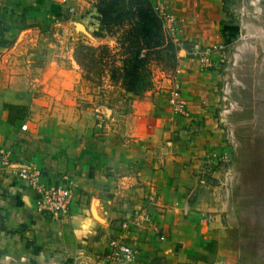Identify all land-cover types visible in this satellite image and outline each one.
I'll return each mask as SVG.
<instances>
[{"label": "crops", "instance_id": "0c3cea01", "mask_svg": "<svg viewBox=\"0 0 264 264\" xmlns=\"http://www.w3.org/2000/svg\"><path fill=\"white\" fill-rule=\"evenodd\" d=\"M78 1L0 0V148L13 154L11 166L0 168V264H105L100 256L112 240L138 247L134 264H240L234 209L212 206L197 182L208 138L184 132L173 139L196 124L218 136L217 98L203 82L209 75L201 60L180 65L188 117L147 107L133 115L132 135L119 149L109 135H92L91 120L75 130L55 117L31 123L13 116L34 110L35 96L67 101L73 93L79 74L72 45L101 23L97 8ZM73 5L71 14L66 7ZM164 7L183 39L221 45V0H167ZM24 163L47 181L69 179L74 194L66 218L36 212L34 191L18 176Z\"/></svg>", "mask_w": 264, "mask_h": 264}, {"label": "rangeland", "instance_id": "374dc122", "mask_svg": "<svg viewBox=\"0 0 264 264\" xmlns=\"http://www.w3.org/2000/svg\"><path fill=\"white\" fill-rule=\"evenodd\" d=\"M221 1L225 21L218 31L223 40L220 46L204 47L177 34L175 19L164 7L167 0H79L81 7L92 5L104 16L98 28L72 45L79 74L73 93L67 101L58 95L35 96L34 110L12 114L31 123L59 118L75 130L77 123L91 120L97 124L92 135H109L119 149L132 135L133 115L147 107L159 105L188 117L179 80L186 70L180 65L201 60V70L209 75L203 82L217 98L213 130L218 136L213 139L211 129L193 120L195 129L184 128L173 139L184 132L208 138L197 182L212 206L234 209L239 263L264 264V0ZM58 103L64 107L44 108ZM54 182L72 185L66 178Z\"/></svg>", "mask_w": 264, "mask_h": 264}, {"label": "built area", "instance_id": "2783aa9c", "mask_svg": "<svg viewBox=\"0 0 264 264\" xmlns=\"http://www.w3.org/2000/svg\"><path fill=\"white\" fill-rule=\"evenodd\" d=\"M68 12L73 14L74 7H69ZM160 12L162 13V9ZM176 106L180 107L178 104ZM11 164V151L0 149V168L9 167ZM18 176L33 189L37 213L52 221H61L66 218L73 201L74 187L72 185L49 182L39 171L26 163L21 165ZM123 228H127V225L123 224ZM138 255L139 249L135 245L112 240L100 256V260L105 264H133Z\"/></svg>", "mask_w": 264, "mask_h": 264}, {"label": "trees", "instance_id": "16d2710c", "mask_svg": "<svg viewBox=\"0 0 264 264\" xmlns=\"http://www.w3.org/2000/svg\"><path fill=\"white\" fill-rule=\"evenodd\" d=\"M99 14H100V16H101V22H102V21H103V16H104V13H103L102 9L99 10ZM148 44H149V41H148ZM156 46H158V45H156ZM160 46H161V45H160ZM88 47H90V48H88V49L91 51V50H92V49H91L92 46H88ZM158 47H159V46H158ZM86 48H87V47H86ZM104 48H106V47H104ZM106 49H107V48H106ZM106 49H105V50H106ZM103 50H104V49H103ZM141 60H142V59H141ZM149 85H150V84H148V87H149ZM150 87H151V86H150ZM150 87H149V88H150Z\"/></svg>", "mask_w": 264, "mask_h": 264}]
</instances>
